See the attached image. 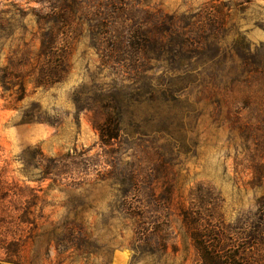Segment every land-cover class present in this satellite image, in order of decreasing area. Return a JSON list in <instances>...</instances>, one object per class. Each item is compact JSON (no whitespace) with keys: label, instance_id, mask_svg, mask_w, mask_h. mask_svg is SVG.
<instances>
[{"label":"rangeland","instance_id":"1","mask_svg":"<svg viewBox=\"0 0 264 264\" xmlns=\"http://www.w3.org/2000/svg\"><path fill=\"white\" fill-rule=\"evenodd\" d=\"M210 3L225 26L196 29ZM66 18L68 73L37 87ZM0 20V264H163L132 250L146 211L264 205V0H0Z\"/></svg>","mask_w":264,"mask_h":264},{"label":"trees","instance_id":"2","mask_svg":"<svg viewBox=\"0 0 264 264\" xmlns=\"http://www.w3.org/2000/svg\"><path fill=\"white\" fill-rule=\"evenodd\" d=\"M196 16L208 21L206 25L197 26L196 29L205 30L209 27L221 30L225 26L228 13L223 5L210 3L198 11ZM73 25L74 21L69 18L64 21L57 20L54 23L57 28H52L48 38L43 40L40 55L44 57V63L37 62L38 73L34 75L32 81L35 86H53L63 81L67 75L68 55L71 49L67 46L59 50L58 46L64 41L61 29H69ZM147 29L152 31L151 24ZM149 43L150 41L143 45V50H146ZM26 80L25 77H21L20 90L23 92L28 83ZM22 99L23 96H20L17 101ZM98 130L101 144L110 145L119 136V121L109 117L104 128ZM142 217L148 222L138 226L136 230V239L132 247L134 253L145 250L148 258L163 259V264L176 260L181 249L171 222L177 217L182 221L184 233L182 237L189 240L193 249L192 258L189 259V252L186 251L179 264H188V260L191 264H264V205L261 203L256 205L254 210L238 211L233 221L228 220L226 212L217 205L204 207L198 204L182 205L177 209L169 206L146 211ZM154 260L151 264H156Z\"/></svg>","mask_w":264,"mask_h":264}]
</instances>
